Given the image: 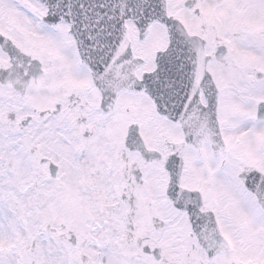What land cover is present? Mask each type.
<instances>
[{"label": "snow or ice", "instance_id": "snow-or-ice-1", "mask_svg": "<svg viewBox=\"0 0 264 264\" xmlns=\"http://www.w3.org/2000/svg\"><path fill=\"white\" fill-rule=\"evenodd\" d=\"M0 264H264V0H0Z\"/></svg>", "mask_w": 264, "mask_h": 264}]
</instances>
